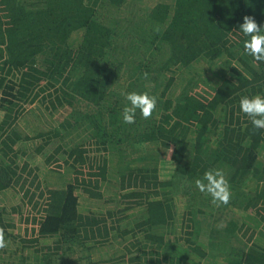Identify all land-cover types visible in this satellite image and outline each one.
<instances>
[{
    "label": "trees",
    "instance_id": "16d2710c",
    "mask_svg": "<svg viewBox=\"0 0 264 264\" xmlns=\"http://www.w3.org/2000/svg\"><path fill=\"white\" fill-rule=\"evenodd\" d=\"M244 16L264 25V0H0V195L17 202L0 206V264L77 251L88 264H264V129L239 107L264 95V62L243 51ZM132 91L157 104L125 124ZM22 103L44 115L29 133ZM210 169L227 204L196 187Z\"/></svg>",
    "mask_w": 264,
    "mask_h": 264
},
{
    "label": "clouds",
    "instance_id": "9594fccd",
    "mask_svg": "<svg viewBox=\"0 0 264 264\" xmlns=\"http://www.w3.org/2000/svg\"><path fill=\"white\" fill-rule=\"evenodd\" d=\"M242 33L243 51L247 56L257 62H264V25H258L251 16H244L243 23L238 27ZM126 101L122 110V120L125 124L135 123L136 114L149 118L156 108V98L146 92H127ZM240 111L251 121L255 129H264V95L242 97L239 101ZM196 187L201 192H206L214 203L227 204L231 191L225 174L221 169L206 171L202 179L196 180ZM223 227V225H220ZM6 246L2 233H0V248Z\"/></svg>",
    "mask_w": 264,
    "mask_h": 264
},
{
    "label": "rangeland",
    "instance_id": "374dc122",
    "mask_svg": "<svg viewBox=\"0 0 264 264\" xmlns=\"http://www.w3.org/2000/svg\"><path fill=\"white\" fill-rule=\"evenodd\" d=\"M77 36V34L75 35V37ZM74 37V38H75ZM197 92L199 94H201L202 96H207L209 94V90L203 86H200L198 87L197 89ZM73 107L74 108H78L80 110H86V106L84 104H81V107L79 105V103H73ZM20 111H21V115H20V123L22 125H26V126H22V128L24 130H26L28 133H29V130L31 129L33 131V129H35V124H37L39 122V124L41 123V121H43V114H41L39 111V107L37 106V104H30V103H22L21 104V108H20ZM39 112V113H38ZM43 115V116H42ZM67 115V114H66ZM58 118V115L56 116L55 119ZM48 122V121H47ZM54 125H56V122H53ZM36 140L35 139H31L29 140L28 143L25 144L24 146V149L26 150L25 152V155H23L22 151L18 153V156H17V160L19 161V163L22 162L23 158H25L24 156L27 157V154H31L32 155V158L33 157V153H34V150L35 148L38 146V142H35ZM37 159L39 158L40 159V164L41 166H44L45 164H43V159L40 157V155L36 154L34 155ZM42 159V160H41ZM39 165V166H40ZM54 167V166H53ZM169 170V167L168 165H163L161 167V171H160V174L161 175H164L168 172ZM0 206H14V205H17V202L16 200L14 199V195L12 193V191H8L6 193H4L3 195H0ZM83 207H87V208H95L96 205L95 203H87L85 206H82ZM32 216L31 214H28V213H25L23 215V217L27 218V219H32ZM247 216L248 217H252L251 214H247V215H243L242 217L240 215H236V217L238 219L242 218L244 220L247 219ZM226 219H228V215H224L223 217L222 216H214V217H211L207 222H210V224H219V223H222L223 221H225ZM16 227H18L17 229H20L21 232L22 231H26L27 233H22L20 234L21 236L23 235V238L25 239H31L34 238V235L32 234V231L34 229V223H31V224H25L24 221H17V223L15 224ZM32 234V236H31ZM244 242V241H243ZM105 252V251H104ZM71 254L69 255L68 259L66 257V260L67 261H71L72 264H88L87 263V260H86V257L85 255H83L82 253L78 252L77 251V254L76 255H73L74 257H71Z\"/></svg>",
    "mask_w": 264,
    "mask_h": 264
}]
</instances>
